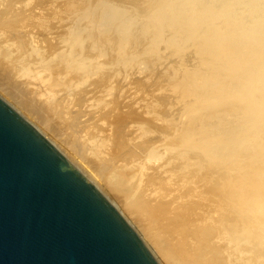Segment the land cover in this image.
Instances as JSON below:
<instances>
[{"label": "bare ground", "instance_id": "bare-ground-1", "mask_svg": "<svg viewBox=\"0 0 264 264\" xmlns=\"http://www.w3.org/2000/svg\"><path fill=\"white\" fill-rule=\"evenodd\" d=\"M94 1L98 0L82 1L81 6L87 7ZM99 1V8L92 9L91 19L89 16V22L85 21L87 24H84L83 32L79 30L74 37L68 36L70 39H67L70 29L77 26L76 12L80 9L76 4L71 5L69 23L58 30L57 24L55 26V36L51 38L54 44L47 43L50 36L47 35V40L44 38L45 45H51L49 51L46 49L45 52L46 46L42 47V44L43 51L39 49V43L35 46V37L33 42L23 36L30 41L26 44L16 34L21 42L17 49L19 54H16L11 48L17 46L10 45L12 39H7L8 35L4 34L7 28H17L20 24V27L27 28V23L22 25V22L26 20L30 24L32 20H24L25 17L37 14L43 17V10L50 9V12L53 9L46 0H35L26 10L17 11L21 4H28L27 0H0V29H6L1 33L8 40L5 43L0 34L3 40L0 42V90L7 98L17 102L25 116L36 121L52 137L61 140L64 146L59 144L66 149L63 152L78 158L83 163L81 165L90 170L89 173H94L99 182L101 180L106 192L109 191L117 199L126 213L127 218L124 219L138 229L143 243L159 263L264 264V0ZM58 7L52 8L59 10ZM9 15L12 18L7 19ZM41 16H36L39 22L36 23L37 28L34 27L36 30H32L36 32L41 27L42 30L37 32L42 31L46 36L45 32L50 28L45 19L51 18L49 20L52 21L53 18L43 19ZM35 19L31 28L35 25L34 21H38ZM63 19L61 17L60 22ZM50 27L53 28V24ZM21 28L16 32H20ZM28 28L30 31L31 28ZM43 28L49 29L43 31ZM96 28L99 29L97 34ZM25 31L24 34L28 33ZM10 33L8 31L7 34ZM42 36L39 37L45 41ZM17 37L15 39L14 35L11 38L18 41ZM3 43L10 47H3ZM81 43H85L87 49H82L84 44ZM110 43V46L114 44L115 57L110 54ZM29 50L31 52H27ZM148 55L153 58L151 61L157 62H151L158 64L157 72L164 71V68L159 69L160 65L168 69L162 72L165 74L167 71L165 77L153 71L150 75V71L142 67L147 70V74L142 71L144 81L152 78H155L153 82L163 80L153 85L161 87V91L162 85L169 90V94L164 90V93L158 94L155 93L156 88L153 91L150 85L152 91H143L140 84L143 79L137 81V88H134L138 92H134L140 94H137L140 100L144 97L150 100L144 108L151 114L149 119L137 114L139 100L133 102L131 96L132 105L126 106L124 98L130 97L127 92L122 96L119 91L121 94L116 92L114 101L102 105V117L106 121L112 119L113 130L108 129V133L105 131L104 135L97 136L98 133L84 129V114L73 111L81 110L80 105L86 100L84 95L87 92L79 94V97L75 94V99L77 96L80 101L78 108L73 109V103H70L69 109V104L66 103L65 107L61 105L62 96L66 95V98L76 93L64 89L68 84L84 85L94 77L97 68L107 65H112V68L120 65V70L116 71L124 76L134 70L132 66L136 58L145 56L142 61L138 58L144 64L137 61L141 66L147 64ZM93 62L96 64L95 72L91 66L90 70L87 69ZM153 69L157 70V67ZM106 70L101 71L106 73ZM136 70L131 73L138 74ZM107 74L95 81L92 78L96 91L103 93L110 90L111 83L114 84L111 77L116 76L115 73L108 71ZM145 74L150 76L145 77ZM121 76L118 75V78ZM168 80L171 82L167 84ZM122 81H125L123 77ZM119 82V86L127 83ZM127 87L124 88L129 90ZM170 92L178 94L177 99L170 100L167 96L173 95ZM102 93L96 98H100ZM127 107L128 112H124ZM159 108H162L161 111L156 112ZM130 125H135L136 129L140 127L142 140L135 143L138 145L141 142L140 153L151 159L148 162H156L155 165L150 164L152 167L146 165L147 160L137 158V152L135 150L134 155L131 146L128 149L131 144L126 146L131 141L127 138L130 136ZM83 132H88L89 137L85 139ZM154 168L160 169L159 177H156L154 172H158ZM137 172L145 177L137 178ZM158 178L162 184L167 182L168 190L164 185L162 187L167 191L156 194L150 186L160 185ZM99 191L102 193V190Z\"/></svg>", "mask_w": 264, "mask_h": 264}, {"label": "water", "instance_id": "water-1", "mask_svg": "<svg viewBox=\"0 0 264 264\" xmlns=\"http://www.w3.org/2000/svg\"><path fill=\"white\" fill-rule=\"evenodd\" d=\"M0 264H158L114 205L2 98Z\"/></svg>", "mask_w": 264, "mask_h": 264}, {"label": "rangeland", "instance_id": "rangeland-1", "mask_svg": "<svg viewBox=\"0 0 264 264\" xmlns=\"http://www.w3.org/2000/svg\"><path fill=\"white\" fill-rule=\"evenodd\" d=\"M34 1H35V0H31V1H30V0H27L28 4H27V3H26L25 5H24V4H21V5H20L21 8L18 7V10H17V11H23V10H26L27 8H29V7L31 6L30 3H32V2L34 3ZM43 1H45V0H43ZM58 1H59V2H58ZM82 1H83L84 3L87 2V0H86V2H85L84 0H46V2L49 3L48 6H50L51 10L53 9V10H52L53 12H52V11L49 12L50 9H49V10L47 9L46 12L43 10L42 12H43L44 14L41 12L42 15H44L43 17H42L41 15H39V14H37V15L35 14V15L37 16V18L40 17V16H41L43 19H44V17H45V18H48V17H52V18H53L52 21H50L51 18L45 19V20H47V27L50 28V29L48 28L49 31H46V30H48V29H46V30L44 29V28H46V27L43 28V29H44L43 31H46L45 33H47L46 36H44V33H42V31H41L42 34H41V33H38V32H40L39 30H42L41 27H40L41 29L38 27V28H39V30H37L38 32L36 31V32H37L38 34H40V35H37V33L34 32V31L32 30V29H35V30H36V28H37V26H36L37 24H36V23L39 22V19H35L36 16H34V15L31 16V17H33V18H31V17H29V16H27V17L24 18V20H25V19H27V20H28V19H29V20L31 19V20H32V23H33V20H34V19H35V20H38V21H36V22L34 21V24H35V25L33 24L34 26H33L32 28H31V26H32V25H31V24H32L31 21H30V24H29V22H27L26 20H25V22H22V25H24L25 23H27V24H26V25H27V28H28V27L31 28L30 31H29V28H28V30H27V28H25L26 26H25V27H24V26H21V27L25 28L26 31H28V33H29V32H30V33H33V32H34L35 34L33 33V34L30 35V34H28V33L25 31V29H23V30L26 32V34H24V31H23L22 28L20 27L21 24L18 26L19 28H18V27H17V28H18V29L21 28V31H22L23 33H22L21 31H20V32H19V31L16 32V31L18 30L17 28H7V30H6V29H4V27H3L2 30L0 29V30H1V31H0V34L4 33L3 31L6 30V32L4 33L5 35H8V37L6 36V38H7V39L10 38V40L12 39L11 41H13V42H11V41L9 40V41H10L9 44H10V45L13 44L15 47L17 46V48H15V49H14V47L11 48V50L14 51L16 54H19V50H17V49H19L18 47H19V45H20V43H21V42H19V38H18L19 35H20V38H21L22 40H24L26 44L29 43L30 41H33V40H34V37H35V40H34V41H36V43H33V44H35V46H36L37 43H39L38 47H39L40 50L43 51V48H42V47L46 46L45 43H46V40H47L48 36H50V37H49L50 39H48L49 41H47V43L50 42V44H52L53 41H54V39H51V38H53V37L55 36V35H54V30L56 31V29L58 30V28L60 29L62 26H66V25L69 23V22H67V21H70L69 18L72 17V13H71L72 11H70V9H71L70 6H71V5H75V4H76V5H78V6L80 7V9L78 10V12H76V17H77L78 19H77V21H76L77 23H76V22H75V23H76L77 26L74 27V29H73V28L70 29V32H69L70 35H69V34L67 35V39H70V38L74 37L75 34L79 33V32H78L79 30H80V32H83V31L85 30V28L83 29V26H84V24L86 25L87 22H89V20L91 19V14H92L91 10H92V9H93V10L97 9V7H98L97 4L100 5V4H99L100 1H99V0H98L97 2L94 1V2H93L94 4H93V3L90 4V5H93V6H90V5H89L90 7H89L88 4H87V7H89V9L86 7V5H85L84 7L81 6V5L83 4ZM101 1H103V0H101ZM116 1H117V0H116ZM119 1H120V0H119ZM50 2H51V4H50ZM52 2H54V4H53ZM104 2H105V1H104ZM33 3H32V5H33ZM81 3H82V4H81ZM60 4L63 5V6L61 7ZM101 4H102V3H101ZM52 5H53V6H52ZM58 5L60 6V7H58V8H60L59 10H58V9L56 10V8H52V7H54V6L56 7V6H58ZM18 6H19V5H18ZM26 6H27V7H26ZM51 6H52V7H51ZM25 7H26V8H25ZM46 7H47V6H46ZM93 7H94V8H93ZM24 8H25V9H24ZM48 8H49V7H48ZM61 8H62V9H61ZM98 8H99V7H98ZM54 9H55V11H57V13L54 11ZM84 9H85V10H84ZM45 10H46V8H45ZM60 10H63V12L61 13ZM87 10H88V11H87ZM93 10H92V11H93ZM58 11L61 13V15H59L60 13H58ZM80 11H81V12H80ZM47 12H49L51 15H49V13L47 14ZM79 12H80V13H79ZM87 12H88V13H87ZM39 13H40V12H39ZM63 13H64V14H63ZM77 13H78V15H77ZM62 14H63V15H62ZM69 14H70L71 16H70ZM79 14H81V15L83 14L82 17H81V15L79 16ZM38 15H39V16H38ZM45 15H46V16H45ZM52 15H53V16H52ZM73 15H74V13H73ZM83 16H84V17H83ZM85 16H86V17H85ZM89 16H90V19H89ZM8 17H9V18H8ZM8 17H6V18H7V19H10L11 16L9 15ZM28 17H29V18H28ZM61 17L64 18V19H63L64 21L62 20V22H64V23L60 22V21H61V20H60ZM11 18H12V17H11ZM42 18H41V19H42ZM55 18H56L57 20H56ZM79 18H80V19H79ZM81 18H83V19H81ZM86 18H88V19L86 20ZM7 19H6V20H7ZM41 19H40V20H41ZM43 19H42V20H43ZM49 19H50V20H49ZM58 19H59V21H58ZM29 20H28V21H29ZM48 20H49V21H48ZM53 20H54V21H53ZM80 20H82V21H80ZM8 21H9V20H8ZM57 21H58V22H57ZM85 21H87V22L85 23ZM48 22H50V23H48ZM51 22H53V23H51ZM55 22H56V23H55ZM80 22H82V23H80ZM23 23H24V24H23ZM59 23H60V24H59ZM51 24H53V28L50 27ZM56 24H57V26H56ZM61 24H62V25H61ZM82 24H83V25H82ZM59 25H60V26H59ZM78 25H80V26H78ZM35 26H36V28H34ZM55 26L57 27L56 29H55ZM58 26H59V27H58ZM72 27H73V26H72ZM80 27H81L82 29H81ZM51 28H52V31H51V32H52L53 34L50 33ZM8 29H9V30H8ZM77 29H78V30H77ZM14 30H15V31H14ZM71 30H72V31H71ZM74 30H75V31H74ZM82 30H83V31H82ZM97 30H99V29L96 28V30H95V31H96V34H97ZM8 31H9V33H10L11 31H12V32L14 31L15 33H14V32H13V33L11 32L12 34H11V33H10V34H7ZM32 31H33V32H32ZM1 32H2V33H1ZM48 32H49L51 35H50ZM20 33H22L23 35L21 36ZM73 33H74V34H73ZM13 34L15 35V39H16V37H17L16 34L18 35V37H17V38H18V41L13 40V38H11V37L14 36ZM5 35H4V36H5ZM11 35H13V36H11ZM28 35H29V36H28ZM33 35H34V36H33ZM35 35L38 36L39 39H38ZM41 35H43V36H42V37H43V40H45L44 38L46 37V40H45V41H42V38L39 37V36H41ZM47 35H48V36H47ZM98 35H99V31H98ZM0 36H1V35H0ZM4 36H3V34H2V37H4ZM9 36H10V37H9ZM23 36H24V38L27 36V39L29 38L30 41L25 40L26 38H25V39L22 38ZM52 36H53V37H52ZM68 36H69V37L72 36V37L69 38ZM2 37H1V38H2ZM100 37H103V36H100ZM31 38H32V39H31ZM36 38H37L38 40H37ZM40 38H41V39H40ZM2 39L5 40V43H8V40L5 39V37L2 38ZM2 39H0V42L3 41ZM6 40H7V41H6ZM39 40H41V41H39ZM24 41H23L22 43H24ZM26 41H27V42H26ZM34 41H33V42H34ZM51 41H52V42H51ZM111 43H112V42H111ZM111 43L108 45V47L111 45ZM113 43H114V42H113ZM41 44H42V47H41ZM53 44H54V43H53ZM83 44H84V45H83ZM83 44L81 43V45H83V46H82L83 48L81 47V45H80L79 48H80V49L82 48V49H84V50L87 49V47H85L86 44H85V43H83ZM6 45H7L8 47H10L8 44H4V43L2 44L3 47H5ZM43 45H44V46H43ZM113 45H114V44H113ZM113 45L110 46V48H111L110 54L113 53L112 55H114V57H115V54H114V52H113V51H114V46H113ZM52 46H53V45H52ZM8 47H7V48H8ZM49 47H51V45L46 46L44 51H45V52L49 51V50H48ZM41 48H42V49H41ZM110 48H109V50H110ZM1 49H2V48H0V51H2ZM5 49H6V48H4V50H5ZM46 49H47V51H46ZM49 49H50V48H49ZM16 50H17V51H16ZM91 50H93V48H92ZM20 52H21V51H20ZM22 52H23V51H22ZM22 52H21V54H24V53H22ZM27 52H31V50H29V51H27ZM94 52H95V49H94L93 53H94ZM96 53H97V51H96ZM146 54H149V53H146ZM142 55H143V54H142ZM142 55H141V56H142ZM144 55H145V54H144ZM149 55H151V54H149ZM149 55H148V57H149V60H148V61H147L148 58L146 57V58H147V59H146L147 64H148V62H149V65H148V66H147V64L145 63V65H146L147 67H146L145 65H144V66H143V65L141 66V64H144L143 62H141V61H142V58L145 57L146 55L143 56L142 58L140 57L141 59L138 57L141 61L138 60V58H136L138 61H140L141 64H140L136 59H135L136 61H134V62H136V63L138 62V63L135 64V63L133 62V66H132V67H134V70H136L135 68L137 67V70H136V71H137L138 74H136V75L133 74V73H134V70H132V68L129 67V68H131L130 70H132L131 72H133V73H131V72H127V74L123 76V73H121V72H117V71L120 70V67H119L120 65H118V64H117V66H114L113 68H112V65H107V66H109L110 68H107V66H105L106 68H105V67H99V66H98L99 68H97V70H96V69L94 68V67H95L94 65H96L95 63H96L97 61H95V63L93 62L92 64L88 65L87 69L89 68V70H90V69L93 67V68H94V72H95V70H96V72H95V74H94V77H92V78L94 79V81L97 80V79H99V77H101V76L103 77V76H104L103 74L108 75V74H107L108 71H109V73H111V74H112V73H115L116 76L111 77V78H112V82H114V84L111 83V85H110V86H111L110 90H111L112 92H111L110 90H106V91H104L103 93H102V92H98V91H96V90H95V88H96L95 86H96V85L93 84L94 82H93V79L91 78L92 81H91V79H90V81H89L88 83L84 84V85H83V84L81 85V83H78V84H70V85H72V86H70V85L68 84V85H67L68 87H67V88H64V89L68 90L69 93H71V91L76 92V93H74V95H73V93H71V94H70L71 96L68 94L69 96L66 97V98H64L66 95H65L64 97L62 96L63 100H61V102H60V103H62L61 105L63 106V104H64V107H65L67 104H69V105H67V108H68V107L70 106V103H73L74 105L71 104V105H72L71 107H72V108H73V107H74V108H78L79 105H78L77 103L80 102V101L78 102L79 94H81V95L83 94V95H84V91L87 92V94L84 95V97L86 98V100L83 101V103H82L83 105H80L81 110H80V108H78V110L75 109V110H73V111H74V112H75V111H76V112H77V111H78V112L80 111L79 113L84 114V117H85V118L83 117V118H82L83 120L81 119L82 121H84L83 124H85V126L83 125V126H84V129L87 130V131L90 132V133H91V132H95L96 134L98 133L97 136H101V134L104 135V132H105V131L108 133V129H109V130H110V129L113 130V129H112V126H111V125H112V119L109 120L110 122H109V121H106V120L102 117V113H103L102 109H103V106H104L106 103H109V104H110V102H112V100L114 101L113 98L118 94V93H116V92H119V91L122 93V94H121V93L119 92L122 96L128 94L127 96L130 97V98H127V99H126V96H125V98H124V101H123V102H125V101L127 102V103H125L126 106H129L128 104L132 103V101H133V102H134V101L137 102V100H139L138 104H140V105H137V107H138V108H137L138 110L136 111L137 114H139V115H144V116H146L145 119H149V118L151 117V114L145 112L144 108L147 107V106L149 105L150 100H149L147 97L141 98V100H140V96H138V95H140V94H139V93H135V92H138V90L136 89V88H137V86H136V85H137V81H138V82L141 81V80L143 79V76H144L142 71L146 72L147 70H149L150 72H148V74H150V75H151V71H153L152 73H156L157 71H159V70H158V64H156V65L152 64V63H157V62L151 61V60H153V58L151 59ZM98 58H99V57H98ZM144 60H145V59H143V61H144ZM151 62H152V63H151ZM138 64H139V65H138ZM115 65H116V64H115ZM134 65H135V66H134ZM162 65H164V64H162ZM90 66H91V68H90ZM155 66L157 67V70H156V69H155V70H154V69L152 70V68H155ZM139 67H141V68H139ZM142 67H143V68L145 67L147 70H145V69L143 70ZM159 67H160L159 69L162 68V70H163V68H164V71H165V69H168V68H165L166 66L161 67V65H160ZM100 68H102V69H100ZM87 69H86V71H89V70H87ZM105 69H107V70H106L107 72L105 71L106 73H102V71L104 72ZM116 69H119V70L116 71ZM139 69H140L141 71H140ZM98 70H99V73L97 74V71H98ZM101 70H102V71H101ZM111 70H112V71H111ZM114 70H115V71H114ZM130 70H129V71H130ZM86 71H84V72H86ZM138 71H139V72H138ZM160 71H161V70H160ZM164 71H162V72H164ZM116 72H117V73H116ZM162 72H157V75L159 74L158 76H160V75H165V74L167 73V71H166L165 74H164V73L162 74ZM128 73H130V74H128ZM139 73H140V74H139ZM141 73H142V77L140 76ZM121 74H122V76H121ZM146 74H147V72H146ZM146 74H145V77L150 76V75H146ZM118 75L121 76V77L118 78ZM134 75H135V76H134ZM137 75H138V76H137ZM157 75L155 74V76H157ZM152 76L155 77L154 75H152ZM152 76H151V77H152ZM116 77H117V79L115 80ZM122 77H123V79L125 80L124 82L127 81L128 84H127V83H124V82L122 81ZM134 77H135V79H134ZM136 77L139 78V79L136 80V79H137ZM145 77H144V78H145ZM165 77H166V75H165ZM165 77H162V76H161V78H163V79H164ZM95 78H96V79H95ZM125 78H126V79H125ZM130 78H131V79H130ZM148 78H149V77H148ZM159 78H160V77H159ZM140 79H141V80H140ZM149 79H150V78H149ZM154 79H155V78H152L153 81H154ZM156 79H158V77H157ZM165 79H166V78H165ZM168 79H169V78H168ZM117 80H118V81H117ZM119 80H121V82H123L125 85L122 84V86H121V85L119 86V85H118ZM134 80H136V82H135ZM152 80H149V81H152ZM128 81H129V82H128ZM149 81H147V82H149ZM153 81H152L151 84H150V83L145 84V83H147V82H146V79H145V81H144V79H143V80L141 81V83H140V84L142 85L141 90H143V91H144V90H151V91H152V89H153V91H155V90H154V89L156 88L155 86L158 84V82L160 83V82L163 81V80H161V81H160V79H159V81L155 80V82L157 81L156 83L153 82ZM164 81H165V80H164ZM92 82H93V83H92ZM115 82H116V86H114V85H115ZM121 82H119V84H120ZM131 82H132V84H131ZM133 82H135V85H134ZM170 82H171V81L168 80V81H167V84L170 83ZM89 83H90V84H89ZM129 83H130V84H129ZM153 83H155V84H154L155 86L153 85ZM163 83L166 84V82H163ZM163 83H162V84H163ZM79 85H80V86H79ZM133 85H134V86H133ZM150 85L153 86L152 89H150V87H151ZM77 86H78V87H77ZM82 86H83V87H82ZM118 86H119V87H118ZM125 86H126V87L128 86L130 89L127 90L126 88H124ZM84 87H86V88H84ZM87 87H88L89 90H87ZM90 87H91L92 89H91ZM120 87H121L122 89H121ZM128 87H127V88H128ZM132 87H133V89H132ZM134 87H136V88H134ZM154 87H155V88H154ZM69 88H71V89L74 88V89L71 90V89H69ZM79 88H81L79 91L77 90L79 93H78L77 91H74L75 89H79ZM112 88H113V89H112ZM116 88H118V89H116ZM119 88H120V89H119ZM123 88H124V89H123ZM158 88L160 89V90H159L160 92H157ZM162 88H163V90H164L165 92H166V91H167V92L169 91V90H166V88H165L163 85H162ZM83 89H85V90H83ZM125 89H126V91H125ZM116 90H117V91H116ZM123 90H124V91H123ZM163 90H162V91H163ZM80 91H83V93L80 92ZM107 91H109V92H107ZM122 91H123V92H122ZM130 91H131V92H130ZM134 91H135V92H134ZM162 91H161V87H157L155 93H158V94H159V93H161ZM164 91H163V93H164ZM2 92H3V91L0 90V98H2L6 103H8L12 108L14 107V108H15V109H16L21 115H23V116L25 117V118H24V117L22 116V117H23L26 121H28L32 126L34 125L35 128H38V131H40V133H41L46 139H48L51 143H53V145H54L55 147H57V148L59 149V151H61L62 153H64V155H66V159L69 160L70 163H72V164H73V165H74V166H75V167H76V168H77V169H78V170H79V171H80V172H81V173H82V174H83V175H84V176H85V177H86V178H87V179H88V180H89V181H90V182H91V183H92V184H93L98 190H102V193L104 194V196H106V198H108V201H110V203L112 202V205H114V207H115L116 209H118L119 211L122 210V208H121L120 204L118 203L117 199L114 198L113 196H111V193H110L109 191H108V192H109L110 194H109L108 192H106L107 190L105 189L104 185H102L103 183H102V184L100 183L101 180H100V182L98 181L99 178H97V176L94 175V173H93V174H92L91 172L89 173L90 170H89V169H86V166H85V165H81V164H83V163L80 162V160H79L78 158L73 157V156H71L70 154H67L66 152H63L64 149H65V147H63L64 145L62 144V142H60L61 140L59 141L58 139H55L54 137H52V135H51L46 129H44L43 127L39 126V124H38L36 121H34L32 118H30V117H28V116H25V114L23 113V111L20 110L21 108H20L18 105H16L17 102H15L13 99H9V98H7L6 95H5L4 93H2ZM94 92H95V93H94ZM106 92H107V93H106ZM110 92H111V93H110ZM126 92H127V94H126ZM141 92H142V91H141ZM98 93H99V94H98ZM101 93H102V96H100V98H101V100H100V98H96V97H99L98 95H101ZM134 93H135L136 95H134ZM163 93H162V94H163ZM170 93L173 94V95H174V94L176 95L175 97H174L173 95H170V96L167 95V96L170 98V100H171V98H172L173 100H175L174 98L177 99V97H178L177 95H178V94L173 93V92H170ZM75 94L78 96V97L76 96L77 100L75 99ZM95 94H96V96H95ZM111 94H112V95H111ZM123 94H124V95H123ZM129 94H130V95H129ZM132 94H133V95H132ZM137 94H138V95H137ZM141 94H142V93H141ZM168 94H169V92H168ZM87 95H88L89 97H88ZM91 95H92V96H91ZM108 95H109L110 98H109V97L107 98ZM110 95H111V96H110ZM160 95H161V94H160ZM163 95H164V94H163ZM165 95H166V94H165ZM72 96L74 97V100L72 99V98H73ZM90 96H91V97H90ZM131 96H132V101H131ZM137 96H138V97H137ZM161 96H162V95H161ZM171 96H172V97H171ZM87 97H88V98H87ZM93 97H94V98H93ZM135 97H136V98H135ZM104 98H106V100L108 99L107 102H106V100H104ZM137 98H138V99H137ZM65 99H66V100H65ZM142 99H143V100H142ZM145 99H146V101H145ZM67 100H68V101H67ZM70 100H71V101H70ZM72 100H73V101H72ZM75 100H76V104H75ZM147 100H148V101H147ZM62 101H65V103H63ZM69 101H70V102H69ZM85 101H87V102L85 103ZM90 101H92V102H90ZM93 101H94V102H93ZM98 101H99V102H98ZM128 101H129V102H128ZM130 101H131V102H130ZM68 102H69V103H68ZM104 102H105V103H104ZM141 102H142V103H141ZM144 102H145V103H144ZM66 103H67V104H66ZM98 103H99V104H98ZM101 103H103V104H101ZM147 103H148V104H147ZM65 104H66V105H65ZM100 104H101V105H100ZM141 104L144 105V106L142 105L143 107H141L143 110L140 109ZM61 105H60V106H61ZM95 105H96V107H98V109L95 107ZM99 105H100V106H99ZM102 105H103V106H102ZM130 105H132V104H130ZM75 106H77V107H75ZM71 107H69V108H71ZM99 107H100V109H99ZM69 108H68V109H69ZM74 108H73V109H74ZM85 108H86V109H85ZM90 109H91V110L93 109V111H90ZM123 109H124V108H123ZM128 109H129L128 107H127V109L125 108L126 111L124 110V112H128V111H127ZM139 109H140V112H139ZM161 109H162V108H161ZM161 109H160V108H159V109H156V110H157L156 112H158L159 110L161 111ZM66 110H67V109H66ZM70 111H72V109L67 110V112H70ZM73 111H72V112H73ZM96 111H97V112H96ZM104 111H105V110H104ZM143 111H144V113H142ZM160 111H159V112H160ZM100 112H101V113H100ZM94 113H95V114H94ZM99 113H100V114H99ZM145 114H146V115H145ZM86 115H87V116H86ZM99 117H100V118H99ZM147 117H148V118H147ZM86 119H87V120H86ZM85 120H86V122H85ZM91 123H92V124H91ZM95 123H96V124H95ZM86 124H88V126H87ZM98 124H99V125H98ZM101 124H102L103 127L100 126ZM106 126H107V128H106ZM104 127H105V128H104ZM108 127H109V128H108ZM130 127H131V128H129V129H131V131L128 129V130L130 131V134H129V132H128V134H129L130 136L127 137V138H129V139L131 140L130 142H134V143H135V141H136V143H137V142L141 141L142 139H141V136H140V130H141V129H139L140 127H138L139 130L136 129L137 127H135V125H132V126L130 125ZM134 127H135V128H134ZM133 128H134V129H133ZM88 129H89L90 131H89ZM106 129H107V130H106ZM132 131H133V132H132ZM88 132H86L87 134H86L85 132L82 133L83 136H85V137H84L85 139H86V137H89ZM131 132H132V133H131ZM95 133H92V135L95 136ZM136 133L139 135L140 138L138 137V135H137ZM99 134H100V135H99ZM105 134H106V133H105ZM135 134H136V135H135ZM64 135H65V134H64ZM86 135H87V136H86ZM63 137H65V136H63ZM95 137H96V136H95ZM130 137H131V138H130ZM133 137H134V138H133ZM61 138H62V137H61ZM136 138H137V139H136ZM63 139H64V138H63ZM133 139H134V140H133ZM138 139H139V140H138ZM82 140H83V139H82ZM137 140H138V141H137ZM130 142L127 143L126 146H128L129 144H131V145L128 146L129 148H128V147H127V148L130 149V148L132 147V148L130 149V150L134 149V150H132V152H134V151L136 150L135 152H137V154H136V157H137V158L140 157L139 159H141V160H142V159H143V160H147L146 162H147L148 164L146 163V165H148V167L151 166V165H155V164H156L155 161H154V162L152 161L153 164L150 163L151 161L148 162V160H151V159H147V158H145V156H144L145 153H143V152L140 153V150H139V149H141V148H140L139 146L141 145V144H140L141 142H140L138 145H137L136 143L133 144V143H130ZM59 143H61L63 146H62L61 144H59ZM132 144H133V145H136V146L133 147ZM60 145H61V146H60ZM130 146H131V147H130ZM60 147H62L63 149L60 148ZM135 148H136V149H135ZM65 150H66V149H65ZM138 151H139V152H138ZM135 152H134V155H135ZM138 156H139V157H138ZM72 157H73V158H72ZM76 161H78V162H76ZM150 164H151V165H150ZM84 166H85V167H84ZM151 167H152V166H151ZM158 168H159V167H158ZM158 168H157V169L154 168V169H155L154 171L157 170V172H158V173L154 172L155 175H156V177H159V176L161 175V174H160V171H159L160 169L158 170ZM143 170H144V169H142V171H143ZM139 171H140V170H139ZM145 171H146V170H144V172H145ZM144 172H143V173H144ZM139 174H140V175H138V172H137V176H136L137 178L139 177V179H140L141 176H142V177H145L144 175H142L141 172H140ZM159 174H160V175H159ZM95 176H96V177H95ZM137 178H136L135 180H136V181H139V180H137ZM97 179H98V180H97ZM158 179H160V178H158ZM142 181H144V180L142 179ZM142 181H141V182H142ZM160 181H161V179H160ZM164 182H165V180L163 181V183H164ZM142 183H143V182H142ZM165 183L167 184V182H165ZM99 184H100V185H99ZM140 184H141V183H140ZM158 184H160L161 186H160V185H156V184H155L154 186H150L151 188H153V189L156 191V194H159V193H162V192H165V191L168 190L167 185H166V184H162V181H161V183H158ZM168 184H169V183H168ZM164 185H166V188H165V189H167V190H164V188H163ZM102 186H103V188H104L105 190H104L103 188H101ZM159 186H160V188H161L162 186H163V187L160 189ZM162 189H163V190H162ZM158 191H159V192H158ZM100 192H101V191H100ZM113 200H114V201H113ZM120 208H121V209H120ZM120 212H121L122 215H125V216H123V217H126V218H127V215H126L125 212H123V210L120 211ZM123 213H124V214H123ZM130 222H131V221H130ZM136 226H137V225H136ZM131 227H132V226H131ZM137 227H138V226H137ZM132 228H133V227H132ZM133 229H134V228H133ZM135 229H136V228H135ZM135 229H134V231L138 234V233H139V232H138V229H136V230H135ZM156 231H157V230H156ZM155 233H156V232H155ZM158 233H159V232H158ZM139 234H140V233H139ZM139 234H138V236L140 237L141 235H139ZM157 236H158V235H157ZM140 238H141V240L143 239L142 237H140ZM156 261H157V260H156ZM157 262H158V261H157ZM158 264H161V263L158 262Z\"/></svg>", "mask_w": 264, "mask_h": 264}]
</instances>
